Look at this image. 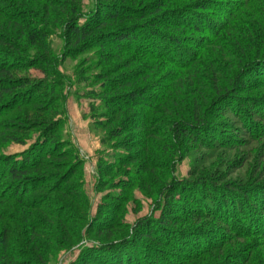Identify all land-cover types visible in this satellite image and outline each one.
Returning <instances> with one entry per match:
<instances>
[{
	"label": "trees",
	"instance_id": "trees-1",
	"mask_svg": "<svg viewBox=\"0 0 264 264\" xmlns=\"http://www.w3.org/2000/svg\"><path fill=\"white\" fill-rule=\"evenodd\" d=\"M130 1L139 2V0ZM207 1L198 6L193 4L180 9L178 7L174 12L165 9V4L161 0H150L145 4L146 8L139 9L131 2L125 6L126 9L122 7L120 9L121 3H116V0H92L95 13L82 16L80 0H56V2L0 0V10H5L7 18L4 21L0 20V57L2 55L9 57L7 61H0V142L5 147L11 144L28 146L19 154L0 156V185L3 183V187H0V264H54L53 256L58 255V246L64 247L66 243H71L69 238L73 235L77 239L81 238V232L76 229L77 227L73 228L75 233H70L71 223L80 224L83 220L81 216L75 217L73 214L76 219L70 216L71 208H68V205H63L60 211L48 209V202L56 198L53 193L57 192L67 197L73 206L85 212L86 217L90 209V202L79 183L80 178L78 183L70 184L71 176L81 166L78 148L70 144L69 148L57 149V145L54 144L57 136L54 116L66 113L63 104L60 107L55 103V101L59 103L63 101L61 89L57 84L38 81L34 83L35 79L14 76L13 73L16 70L28 71L37 68L43 74L52 77L60 74L52 61L48 60L51 58L49 57L51 50L48 45L50 32L47 26L51 25L49 18L54 15V9L63 13L57 20L63 23L64 39L67 40L66 44L70 52H80L83 48H87V44L98 41L109 21L133 20L135 22L133 26L123 29L121 33L107 40L112 44L111 58L119 57L121 53L135 52L137 55L154 58L159 62L164 61L169 65L172 62L171 65L183 72L178 75L180 82L174 83L173 87L172 83L159 87L155 78H150L152 66L142 62L143 68L140 70L135 68L138 72L123 75L114 83L101 81L98 88L90 87L85 93L86 98L98 102L89 103L92 109L109 108L112 110L111 121L122 122L111 130L109 133L111 138H120L122 134L130 131V128L141 132L139 137L132 136V141H118L117 146L123 151L120 150L121 153L116 157V162L120 165L115 171L116 175L127 173L132 165L136 175L138 169L142 168L143 172L140 171L139 176L145 180L155 181L154 177H156L157 180L163 181L164 169H168V164L165 162H169V134L176 140L187 139L197 142L201 139L207 142L213 139L214 142H218L222 137L220 131L216 129L218 124L212 116V111L221 102H226L236 95V88L233 86L236 83L235 80L233 82L229 80L224 85L216 79L211 81L210 73L223 69L222 61L225 56H238L230 45L231 41L229 44L223 35L227 22L230 21L235 27L232 28L234 32L238 31L242 36L249 34L252 38L255 37V42L246 43L254 52L247 54L246 58L241 54L240 59L234 64L236 69L240 70L238 76L240 77L246 70L261 71L264 74V0H238L236 6L229 9ZM195 6L200 10L212 8L210 12L213 13L220 10L222 11L220 19L228 18V20L220 26L209 15L200 14L201 12L196 14V10L193 9ZM230 9L227 14L226 11ZM155 14L159 17L151 18ZM68 18L76 20L67 22ZM81 18L83 22H80ZM236 22L239 23L237 28ZM156 26L186 33L188 41H194L195 36L207 33L210 36L207 43L217 48L222 61L212 57L209 64L201 65L202 62L196 60L204 53H201L203 50L198 53L197 58L195 56L197 54L191 51L189 58L181 61L182 53L174 52L181 46L183 38L175 34L163 33L155 28ZM2 29L8 30V33L1 32ZM29 49L35 54L28 51ZM195 67L197 73L203 72V77H197L193 72H196ZM93 77L97 79V76L93 75ZM176 80L177 78L173 79V82ZM240 85L238 87L242 89L243 84ZM155 87H159L157 96L150 92ZM43 91L48 95L43 96ZM181 96L184 101L178 103V97ZM181 104L184 105L183 108ZM247 104L248 106L250 104V108L261 110L262 113L258 117L264 119V106L256 103ZM172 105L176 109L180 106L186 113L181 115L178 109L176 113L172 107H169ZM243 110L244 108L240 106L239 120L242 127L247 130L257 129L258 125L252 123L254 115ZM45 113L47 114L43 115ZM127 122H132L134 125L130 126L133 127H128ZM35 124L41 130L36 131L33 137L24 136L27 128L37 127ZM157 136L165 137L164 143L166 142L167 146L164 144L163 148L159 147L154 139ZM130 148L141 149L143 154L134 157L129 154ZM159 169L163 171H158ZM55 180L58 185L53 189L46 185ZM124 181L121 182L122 186L125 185ZM216 182L215 178L207 175L202 176L197 182H185L182 183L183 185L173 181L166 185L164 199L168 204L176 193L182 192L189 204L186 208L188 214L182 217L218 219L232 226L234 236H257L262 233L261 237L264 238V218L262 215L257 216L259 213L255 214L258 210L264 212V189L252 195V200L248 199L245 188H239L243 194L240 196L244 200L241 202L237 200V195L232 197L228 195L224 199L225 195L231 194L235 189L232 184ZM195 185L203 187V194L205 192L207 196L202 199V193L198 192L197 195L190 193V189ZM5 187L12 188L13 191L8 194L4 190ZM107 194L105 198L109 195L115 199L122 197L121 194ZM215 194H218V197ZM220 194L223 195L219 196ZM67 210L69 213H65ZM97 216L99 217L100 214ZM168 221L165 213H162L158 217L151 216L138 221V224L130 230L129 226L121 221L105 223L98 227L100 229L96 228L97 235L101 236V239L93 247L85 249L81 258L85 260L84 263L90 264H174L169 260L170 256L168 259V254L160 249V245L166 244L172 247L169 255L176 256L178 261L175 263L186 264L202 253L207 254L212 250L220 249L229 237L225 233L226 230L222 233L214 227L174 229ZM163 238L166 239L165 243L162 241ZM149 239L156 241L154 245L145 244V240L149 241ZM143 245H147V249H144ZM227 251L228 249L225 252L217 251L216 261L224 258L220 264H228V259H232L234 255L227 254ZM240 261L242 260H237L234 264H240Z\"/></svg>",
	"mask_w": 264,
	"mask_h": 264
},
{
	"label": "rangeland",
	"instance_id": "rangeland-1",
	"mask_svg": "<svg viewBox=\"0 0 264 264\" xmlns=\"http://www.w3.org/2000/svg\"><path fill=\"white\" fill-rule=\"evenodd\" d=\"M51 1L56 2V0ZM120 1L121 0H116V3ZM148 1L150 0H139V2L137 1L138 3H134L130 0L121 1L119 7L120 9H126L125 6L131 2L135 8L139 9L145 7V4ZM205 1L207 0H161V2L165 4V9L168 10H174L178 7L180 9L181 7L193 4H197L198 6L202 5ZM208 1L213 4L218 3L219 6H224V8L228 9L230 7H235L238 2V0ZM136 5H138V7ZM80 6L82 9L80 11L82 16L95 13L92 0H80ZM193 9L197 11H195L196 14L201 12L200 14L209 15V17L220 26H223L224 22L228 20V18L225 20L220 19V13L222 12H220V10H217V13H213L210 12L213 10L212 8L200 10L195 6ZM230 11L231 9L227 10L226 13L228 14ZM0 12L2 14H0V20L4 21V19H7L5 17V10H0ZM53 13L54 15L49 18V23L51 25L47 26V29L50 32L48 35V45L53 57L49 55L52 59L48 58V60L52 61L60 74L56 77H52L43 74L37 68H32L28 71L16 70L13 73L14 76H27L32 78V80L35 79L33 81L34 83L37 81L40 83H54L61 89L63 101L61 103L55 101V103L60 107L63 104L66 113L64 115L54 116V121H56L55 129H57V136L54 139V144L57 145V149L69 148L70 144H74L78 148L81 166L79 170L71 176L70 184L74 185L78 183V178H80L79 183H81L82 190L90 202V209L88 210V216L86 217L85 212L79 210L77 206H73L67 197L62 196L57 192L53 193L56 198L55 200L53 199V201L48 202L47 207L49 210L60 211L61 208H63V205H68V208L70 207L71 211L69 213L67 210L65 213H69L70 216L75 214V217L81 216L83 219L80 224L72 222V229L70 231L71 234L75 233L76 231L74 232L73 228L77 227L76 229H79L81 232V238L77 239V237L73 235V237L71 236L69 238V242L71 243H66V246L64 247L58 246V255L53 256L55 258L54 264H90L84 263L85 260L81 257L85 249L93 247V245L101 239V236L97 235L98 230H96V228L100 229L98 227L105 223L110 224L111 222L121 221L122 223L127 224L130 230L134 225L138 224V221L140 222L151 216L158 217L162 213H165L169 220L168 222H170V226L174 229L185 230L192 227L200 228L202 226L214 227L222 233L226 230L225 233L229 236L227 238L228 240L220 247V249L212 250L207 254L202 253L186 264H220L224 258L220 261H216V253L221 250L225 252L227 249V254L234 255L232 259H228V264H234L237 260H242L239 262L240 264H264V238L261 237L262 233L257 236L238 237L233 235L234 232L232 226H228L218 219L211 220L208 218L193 219L182 217V215L188 214L186 208L189 207L188 199L182 192L176 193L175 197L173 196L172 201L168 204L164 199L166 194L164 190L167 184L172 183L173 181H177L180 185H183L182 183L185 182L194 183L199 181L200 178L205 175L215 178L217 181L216 183L232 184V187L235 189H233L231 194L225 195L224 199L228 195L230 197L237 195V200L242 202L244 200L240 195L243 194L239 188L241 189L243 187L246 189L244 191L247 193L248 199H252V195L254 196L256 193H259V190L264 189V119L258 117V115L262 113L261 110L254 107L250 108V104L249 106L247 104L256 103L264 106V74H262L263 72L261 73V71L247 72L246 70L244 73L242 72V75L239 77V74L237 73L240 70H237L236 66H234L236 61L240 59L239 56L241 57V54L246 58L247 54L250 55L254 52L253 48L249 47L246 43L248 41L255 42V37L252 38L249 34L242 36L238 31L234 32L232 28L235 27L232 26L230 21L227 22L228 24L226 30L223 31V35L225 36V40L229 41V44L231 41L230 45L238 56H225L222 61V58L220 59L217 53V48L212 45L210 46L209 43H207V41L210 40V36L207 33L195 36L194 41H188L186 40L188 35L186 33L182 34V32L174 31L173 29L164 26L155 27L163 33H171L177 35V37H180L181 39L183 38L181 46L176 49V52H174L176 54L177 52L182 53L180 56L181 61L188 59L191 51L197 54L195 55L197 58L198 53L203 50L201 53H204L196 60L202 62L201 65H203V63L209 64L208 62L212 57L218 61L221 60L222 63L224 62L222 64V70L219 72L215 70L212 74L210 73L211 81L216 79L217 82L219 81L225 85L227 81L230 80L233 82L235 80L234 82L236 84L233 86L236 88V95L230 97L226 102H221L217 108L212 111V116L218 124L216 129H218L222 135L218 142H214L213 139L209 140V142L201 139V143L187 139L176 140L171 134H169V162H165L164 160V162L168 164V169H164V179L163 181H160V179L157 180L156 177H154L155 181H149L148 179L145 180L143 177L139 176V174L143 172L142 168L138 169L137 175L134 174V166L132 165H130L131 168L127 173L120 176L119 174L116 175L115 171L120 167L118 162H116V157L118 156V153H121V149L117 146L118 141H132L131 137L134 135L138 136L141 132L137 129L134 130L133 128H130V131L122 134L120 138H111L109 135L111 130L122 122L118 123L111 121L112 110L109 108L92 109L89 103L93 102L94 104H97L98 102L95 99L86 98L85 93L87 90H90V87L98 88L101 81L114 83L115 81L120 80L123 75H132L135 73L134 71L138 72L135 68H138L139 70L143 68L142 62L148 63L152 66L150 78H155L156 85L158 84L159 87H165L168 84L171 85V83L173 87L174 83L176 84L180 82L178 78L183 72L174 65H171L173 64L172 62L169 65L164 63V61L159 62L154 58L141 56L139 54L137 55L135 52L134 54L121 53L119 57L111 58L113 53L111 49L112 44L107 40L111 36L121 33L123 29L133 26V24H135L133 20L123 22H117L114 20L112 22L109 21L108 24L105 25L104 31L100 34L98 41L87 44V48H83L80 52H70V49L67 47L68 44H66L67 40L65 41L64 39L65 34L62 30L63 23L57 20L58 17L59 19L62 17L63 13H60L55 9ZM222 14L225 15V13ZM155 16L157 17L158 14H155L151 18H154ZM179 18H182V16ZM68 19L67 22L76 20ZM83 21L84 20L81 18L80 22ZM235 25L237 28L239 23L236 22ZM65 28L67 29V26ZM1 32L8 33V30L2 29ZM257 41L259 42L260 40L258 39ZM28 51L35 54V52L30 49ZM107 55L110 57L106 58ZM8 58V56L2 55L0 61H7ZM198 62H196V64ZM195 68L196 72H193L197 77H203V72L197 73V67ZM93 75L97 76V79L94 78ZM89 78L91 79L89 80ZM175 78H177V80L173 82V79ZM240 84H243L242 89L238 87ZM158 88L155 87L150 92L154 96H157ZM42 93L43 96L48 95L47 92L43 91ZM183 99L182 96L178 97V103L184 101ZM181 106L183 108L184 105L181 104ZM240 106L244 108L243 111H246V113L252 114V116L254 115L252 123L258 125L257 129L249 130L248 128L247 130L242 127L239 120ZM169 107H172L176 113L179 110L181 115L186 113V111H183L180 106L177 107L178 110L174 105ZM186 107L188 108L187 105ZM46 114L47 113L43 115ZM32 122L34 123V121ZM126 124L128 127H133L130 125H134L132 122H127ZM35 126L37 125L35 124ZM39 129L41 130L38 126H31L30 128H27L23 135L34 136ZM154 139L159 147L163 148L165 146L164 144L167 146V143H164L165 137L157 136ZM27 147V145L19 144H11L5 147L2 146V143L0 142V156L3 154L16 155L27 149ZM141 153L143 154L141 149H129V154L134 157ZM159 153L161 152L159 151ZM157 155H155V157ZM159 159L163 161L162 158ZM139 163L140 160L138 161V165ZM158 171L163 170L159 169ZM144 172L147 173V171ZM123 180H125L124 186L121 185ZM46 185L53 189L58 183L55 180L51 183H46ZM0 187H3V183H1ZM4 190L8 194H10V191H13V189L9 187H5ZM190 190L191 191L189 192H192V194L195 193L194 195H197L198 192L199 194H203V187L195 185L194 188ZM107 193L121 194L122 197H120V199H115L109 195L107 196L108 198H105ZM215 195L218 197V194ZM222 195L223 194H220L219 196ZM205 196H207V194L204 192L202 199ZM99 214L100 216L98 217L97 215ZM255 214H258L257 216L259 217L262 215L264 218V212H261L260 210ZM75 217L73 216L74 219H76ZM238 220L241 221V219ZM253 228H250V230ZM64 233H66V231ZM146 240L145 244L147 245H154L156 242L153 239H149V241ZM218 240L219 238L216 239V242ZM162 241L165 243L166 239L163 238ZM147 245H143L142 247L147 249ZM171 248L166 244L160 245V249L168 254V259L170 256L169 260L176 264L175 262L178 261L175 258L176 256L174 254L169 255ZM18 257L22 256L18 255ZM226 258H228V255Z\"/></svg>",
	"mask_w": 264,
	"mask_h": 264
}]
</instances>
